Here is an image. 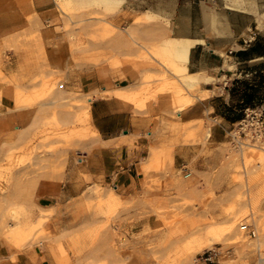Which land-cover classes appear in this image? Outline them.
I'll return each instance as SVG.
<instances>
[{"label": "rangeland", "instance_id": "374dc122", "mask_svg": "<svg viewBox=\"0 0 264 264\" xmlns=\"http://www.w3.org/2000/svg\"><path fill=\"white\" fill-rule=\"evenodd\" d=\"M56 1L66 15L62 27L69 32L73 64H48L41 22L29 19L25 28L10 30L0 39V264H15L18 254L34 249L49 250L56 264H201L209 244L220 264L264 261V193L255 182L257 166L249 161L246 148L248 142L264 146V136L253 138L239 121L230 140L216 147L221 158L210 175L201 181L194 173L187 177L172 165L173 145H199L206 157L213 152L205 137L209 120L181 123L177 117V109L190 99L187 91L199 80L180 68L188 50L178 58L151 52L173 75L167 76L142 48L151 51V46L133 37L138 49L133 60L143 69L138 86L84 93L76 83L82 12L90 10L89 17L95 19L90 28L100 32L90 40L123 36L107 19L122 0H89L84 5L81 0ZM231 1L232 10L251 14L247 17L253 30H264V5L258 10L251 0L247 6L243 0ZM123 47H128L127 36ZM91 53L90 61L108 58ZM108 60L104 65L124 71L129 54ZM146 67L161 73H147ZM162 92L169 95V115L160 122L154 118L153 129L162 128L161 135L169 134V141L150 148L148 165L141 166L142 191L124 196L109 179L88 171L97 148L108 147L93 130L89 101L92 95L115 96L145 109L158 102ZM122 168L117 165L116 171ZM243 224L253 226L256 236L241 229Z\"/></svg>", "mask_w": 264, "mask_h": 264}, {"label": "crops", "instance_id": "0c3cea01", "mask_svg": "<svg viewBox=\"0 0 264 264\" xmlns=\"http://www.w3.org/2000/svg\"><path fill=\"white\" fill-rule=\"evenodd\" d=\"M86 1L89 0H81L82 5ZM243 1H246L243 6H247L249 0ZM251 1L258 10L259 5H264V0ZM232 3L231 0H122L120 6L107 14V19L112 26L122 29L123 36L118 33L109 40L97 41L89 39L94 33L100 36V32L90 28L89 23L95 19L89 17V9L82 12L81 61L76 83L84 93H94L99 88L138 86L143 69L133 60L138 52L133 37L148 43L149 47L162 44L167 37L195 41L188 47L187 65L180 66L189 76L199 79L187 91L190 96L195 93V101L177 113V117L181 123L209 120L208 149L213 152L211 157H206L199 145L177 143L172 146V165L188 172L187 177L194 173L198 181L218 166L221 153L216 147L230 140V132L241 120L244 108L256 105L264 109V30H253L247 17L251 14L232 10L228 6ZM94 10L102 11L101 8ZM65 16L56 0H0V39L10 30L25 28L29 19L41 22L48 64H73L67 39L69 32L62 27ZM137 17L146 20L136 22ZM124 36L128 37L127 48H121ZM125 52L129 54L126 70L116 71L104 65L109 64L110 58L120 60ZM90 53L97 59L101 55L108 58L90 61ZM26 54L23 52V57ZM151 59L166 71L159 60ZM145 69L147 73H161L154 67ZM121 72L127 75L120 78ZM166 74L172 76L169 71ZM157 99L151 108L145 109L115 96L92 95L89 101L93 128L108 147L97 148L91 158L93 167L88 171L92 176L109 179L124 196L142 191L141 166L148 165L150 148L169 141V134L166 138L161 135L162 128L153 129L154 118H159L158 122L160 118H168L169 95L162 92ZM117 142L121 144L115 146ZM126 142H131V147ZM117 165H122V170L116 171ZM15 264L56 262L49 250L34 249L18 254ZM201 264H220V261L216 255L207 262L201 259Z\"/></svg>", "mask_w": 264, "mask_h": 264}, {"label": "bare ground", "instance_id": "6f19581e", "mask_svg": "<svg viewBox=\"0 0 264 264\" xmlns=\"http://www.w3.org/2000/svg\"><path fill=\"white\" fill-rule=\"evenodd\" d=\"M194 42L195 41H190V40H186V39H182V38L167 37L166 39L163 40L162 44L155 45L154 47H151L152 48L151 51H149L147 49L148 47L145 48V46H144L142 48H144V50L147 51V54H149L150 58H154L155 59L154 55L151 53V52H154V51L156 53H166V54L168 53L171 56L178 58V56L180 57L181 55L185 56L189 45L194 43ZM140 46H143V45L140 44ZM176 58H175V60H176ZM186 75H188V77H191V76H189L188 73H186ZM194 96H196L195 93H194ZM194 96L193 95L190 96V99L182 107L178 108L177 111L178 112L181 111L187 105H189L193 101H195L194 100L195 99ZM86 119H87V113L84 115V120H86ZM241 122L242 121H240V123ZM244 125H246V124H244ZM244 125H243L242 128H244ZM93 130H94L95 134H98V132H97V130L95 128H93ZM207 136H209V130H206L205 137H207ZM246 148H247V153H248V155L251 158V159H249V161H252L255 164V166H257V172H256L257 175H256V178H255L256 179L255 182L258 185V188H259L260 192L264 193V146H261L260 144H255V143H249L248 142V143H246ZM240 149H241V152L239 151V153L244 154V152L242 151V147H240ZM211 245L212 244L208 245V249L210 247L214 248ZM259 252H260V250H259ZM260 259H261V257H260ZM259 264H264V261H259Z\"/></svg>", "mask_w": 264, "mask_h": 264}, {"label": "built area", "instance_id": "2783aa9c", "mask_svg": "<svg viewBox=\"0 0 264 264\" xmlns=\"http://www.w3.org/2000/svg\"><path fill=\"white\" fill-rule=\"evenodd\" d=\"M240 121H244L246 123V130L250 131V134L253 138H255L257 135H260L261 137L264 136V109L260 107H247L244 110V117ZM183 169L185 168L183 167ZM185 174L187 175L188 172ZM241 229L246 231L251 237L256 236V230L253 226L251 227L247 224H243L241 225ZM216 255L217 251L209 249L204 251L200 258L203 261H209Z\"/></svg>", "mask_w": 264, "mask_h": 264}, {"label": "trees", "instance_id": "16d2710c", "mask_svg": "<svg viewBox=\"0 0 264 264\" xmlns=\"http://www.w3.org/2000/svg\"><path fill=\"white\" fill-rule=\"evenodd\" d=\"M247 107L253 108V107H257V106H256V105H252V106H247ZM247 107H246V108H247ZM244 110H245V108H244ZM244 110H243V116H242V118L244 117ZM242 118H241V119H242Z\"/></svg>", "mask_w": 264, "mask_h": 264}]
</instances>
